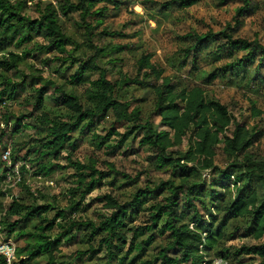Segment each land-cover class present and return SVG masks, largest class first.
I'll list each match as a JSON object with an SVG mask.
<instances>
[{
	"label": "trees",
	"instance_id": "obj_1",
	"mask_svg": "<svg viewBox=\"0 0 264 264\" xmlns=\"http://www.w3.org/2000/svg\"><path fill=\"white\" fill-rule=\"evenodd\" d=\"M27 1L0 0V53L10 45L24 49L35 37L46 41L45 45L40 44L37 47L45 52L54 50L65 54L69 51V46L75 45L81 56H72L69 66L66 67L68 69L75 63L77 65L75 73L69 76V81L76 84L86 77L88 86L85 90V102L81 101V96L75 89L54 87L52 95L56 104L64 105L76 114L75 121L58 120L47 112L40 111L45 104L49 87H52V82L48 80L35 89V111L40 112L16 119V132L28 127L23 120L29 116L34 119L37 130L46 132L39 139L41 145L34 151L38 154L35 158L39 160L37 165L31 166V162L26 161L30 168H21L22 180L18 185L21 184L26 189V195L14 198L8 206L0 197V232L10 238L12 233L19 230L17 226L20 224L39 220V224L34 226V231H19L16 233L17 237L29 236L34 239V246L29 249V257L26 258L28 261L39 255L52 253L49 233L55 225H61L57 220L64 213L59 212L54 218H48V212L54 208L51 202H24L25 199L22 198L29 196L37 199L35 196L45 195L41 194V189L28 186L23 174L35 168V176L47 177L49 173L44 172L52 167V162L43 159V156L59 159L61 153L68 149L67 158L79 169L75 182L78 188L87 183V192L95 189L98 181L106 174L95 166L72 160L71 154L78 149V142L73 138V133L80 123L82 132L86 129L93 131L97 122L111 112L126 128L123 134L115 132L121 138L114 147H121L130 139H134L137 133H141L140 143L154 150L156 168L171 170L177 181L171 178L152 187H138L132 198L127 201L106 194L105 205L112 212L102 216L103 219L99 223H86L89 241L101 235L99 248L95 249L91 245L92 251L96 253L106 250L111 261L129 244L125 255L120 256V261L125 264L130 260L129 263L133 264L139 253L153 244L158 234L168 235L170 241L142 264H204L206 261L213 262L216 258H223L228 264H264V160L251 164L245 156L262 132L238 121L229 107L220 100L208 99L205 88L200 83L188 82L183 86L176 84L173 77L165 75L164 68L152 61V55L149 53H143L137 60L135 77L121 75L114 81L109 79L107 70L98 62L99 59L110 52H121L126 48L123 45L100 48L93 44V37L109 35L106 30H97L103 24L104 12L109 3L120 6L122 2L119 0H58L57 4L51 1L39 10L37 17L23 12ZM178 1L180 7L187 8L200 0ZM220 1L228 3L233 0ZM244 2L245 6L238 9L237 15H242L247 9L253 11L250 0ZM100 4L102 6H99ZM72 12H79L85 31L86 40L80 43L75 42L66 29V22ZM60 14L66 19H60ZM237 20L239 25L241 20ZM236 30L237 28L228 25L219 32L210 30L204 34L197 31L188 33L184 36L189 40V45L184 49V64L192 63V68H196L202 48L213 41L223 40L217 47L219 56L227 50L246 52L242 58L223 68V74L233 72L239 67L255 66L258 77L259 73L264 71V45L243 37L236 38ZM85 48L93 49L94 53L86 55ZM28 55L30 53L26 50L21 53L10 50L0 57V84L4 81L6 84L12 83L13 88H16V82L8 73L17 75L21 63ZM69 56L70 54L64 56L65 59H57L64 62ZM44 62L47 64L49 59ZM94 73H97V78L90 77ZM215 77V73H211L206 76L205 82H212ZM41 79L44 78L40 77L39 80ZM261 80L264 82V76ZM130 83H138L147 89V92H153V113L159 118L158 123L142 117L141 106L130 110V103L118 98L117 92L125 90ZM6 91L5 88L0 91V102L4 101ZM14 92L8 94L10 98ZM261 113L259 109L254 108V114ZM92 135L96 136L100 143L106 142L108 138L95 132ZM185 141L188 146L184 150L182 146ZM4 148H7V145ZM218 150L227 162L226 167L221 170H218L216 164ZM15 156L16 151L12 150L13 160L17 162L20 158ZM0 159L3 167L1 182L5 181L9 168L3 162L2 155ZM86 167L90 168V172L84 170ZM208 173L214 175L209 183L206 180ZM215 174L218 176L215 177ZM232 188V193L226 194V191ZM75 191L72 189V193L75 194ZM3 195L4 191L0 190V196ZM149 204L156 211H153L144 223H136V217L143 215L150 207ZM79 205L80 201L77 207ZM68 234V230L63 233ZM245 237L256 239L258 243L242 244L239 248L232 246V249L225 246L227 241ZM19 252L17 247V258ZM256 260H259V263L254 262ZM0 264H6L1 254ZM17 264H26V260L18 258Z\"/></svg>",
	"mask_w": 264,
	"mask_h": 264
},
{
	"label": "rangeland",
	"instance_id": "obj_2",
	"mask_svg": "<svg viewBox=\"0 0 264 264\" xmlns=\"http://www.w3.org/2000/svg\"><path fill=\"white\" fill-rule=\"evenodd\" d=\"M51 1L57 4L58 0H28L23 12L31 17H37L39 10ZM71 1L77 2L78 0ZM119 2H122L120 6L112 2L109 3L104 12L103 24L97 30V32L106 30L109 35H94L93 37V44L100 48L116 45H123L126 48L121 52H110L99 59L98 62L107 70L108 78L114 81L121 75L135 77L137 60L143 53L151 54L152 61L164 68L165 75L173 77L176 84L183 86L188 82L200 83L205 88L208 99L220 100L229 107L238 121L262 132L245 156L251 164L263 161L264 82L261 79L264 76V71L257 77L255 66H246L223 74V68L246 54L245 51L227 50L219 56L218 52L220 51L217 47L223 40L213 41L202 48L196 68H192V63L184 64L183 54L184 49L189 45V40L184 38L188 33L197 31L204 34L210 30L219 32L228 25L237 28L236 38L243 37L264 45V0H250L253 11L247 9L242 14L243 16L237 15V12L239 8L245 6L244 0H233L228 3H221L220 0H200L187 8L180 7L178 0V3L175 0H119ZM69 18V21L66 22L68 34L75 42L80 43L86 40L79 12H72ZM60 19L65 20L66 18L60 14ZM237 19L241 20L239 25ZM40 44L45 45L46 41L41 37H35L31 43L25 45L24 49L10 45L0 53V57L10 50L17 53L26 50L30 53L21 63L17 75L8 73L11 79L16 82V88H13L12 83L6 84L3 81L0 84V91L4 88L7 90L4 101L0 102V136H2L0 137V158L6 149L4 147L11 145L12 150L16 151L15 157L20 158L17 160L18 165L26 161L31 162L30 165H37L39 160L35 158L38 157V154L34 151L41 145L39 139L45 135L46 131L37 130L34 119L32 120L29 116L23 120L25 124H28V127H23L20 132H16L14 127L16 119L26 114L44 111L58 120L75 121L76 114H73L64 105L56 104L52 95L54 87L63 86L67 90L75 89L81 96V101L85 102V90L88 86L86 77L76 84H71L69 81V76L75 73L77 65L75 63L71 68L66 69V67L69 66L72 56H81L80 51L75 49V45L69 46V51L61 54L54 50L45 52L37 49ZM85 50L86 55L94 53L93 49L85 48ZM69 54L70 56L64 62L57 59H65ZM46 59H49L47 64L44 62ZM211 73H215L216 77L212 82L206 83L205 78ZM40 77L44 79L39 80ZM90 77L97 78L98 75L94 73ZM45 80L51 81L52 87H49L44 106L40 111H35L37 96L35 89ZM13 91L15 92L10 98L8 94ZM117 96L120 100L130 103V110L141 106L143 108L142 117L149 118L155 123L159 122V118L153 113L152 91L147 92V89L138 83H130L125 90L117 92ZM254 108L259 109L262 113L254 114ZM81 127L82 123L73 133V138H76L78 142V149L71 154L72 160L87 166H95L97 170L106 175L98 181L96 188L89 192L86 191L87 183L78 188L75 182L79 169L67 158L68 149L61 153L59 159L43 156V159L46 158L47 161L52 162V167L44 172V174L49 173L47 177L35 176L33 167L31 172L23 174L28 186L41 189V194L45 195L43 197L35 196L37 199L29 196L22 198L25 199L24 202L27 204L51 202L54 208L48 212V218H54L59 212L64 213L57 220V222H61V225H55L49 233L52 241V253L39 255L29 261L26 258L29 257V249L34 246V239L29 236L17 237L16 233L34 231V226L39 224V220H31L27 224L17 226L19 230L12 233V237L9 239L12 238L11 240L16 243L20 249L18 258L25 259L26 264H122L120 256L125 255L129 244L123 251H119L118 257L110 261L106 250L96 253L92 251L91 245L95 249L99 248L101 235H97L92 241H89V230L86 229V223L88 221L99 223L103 219L102 216L112 212L105 205L104 196L106 194H112L121 201H127L132 198L138 187H152L162 180L171 178L177 181V178L172 176L171 170L156 168L153 158L154 150L140 143L141 133H137L135 138L131 137L134 139H130L121 147H114L121 138L115 132L123 134L126 128L124 124L115 119L111 112L97 122L93 131L86 129L82 132ZM93 132L101 136H108L106 142L100 143V140L92 135ZM187 146L185 141L182 149H187ZM226 163L225 157L218 150L216 157L218 170L225 168ZM84 170L90 172L89 167ZM2 172L3 167L1 166L0 174ZM206 175L207 183L211 182L214 175L209 173ZM217 176L218 174H215V177ZM89 180L90 177L87 178V182ZM7 181L6 177L5 181L0 182V190L4 191V195L0 197L6 206L14 198L26 195V189L21 184L12 185ZM72 189L76 190L75 194L72 193ZM232 190L233 188L227 190L226 194L230 195ZM79 201L81 205L77 207ZM149 206L143 215L136 217V223H144L148 220L149 215L156 211L151 204ZM181 211L184 210L181 209ZM1 226L5 228L4 225ZM66 230L69 231V234L63 235ZM3 235L7 237L5 234ZM169 241L168 235L156 234L153 244L142 250L133 264H142L151 257V254H156L164 248ZM255 243H258L256 239L245 237L227 241L225 246L232 249V246L239 248L242 244ZM129 261L125 264H130ZM254 262L259 263V260Z\"/></svg>",
	"mask_w": 264,
	"mask_h": 264
},
{
	"label": "built area",
	"instance_id": "obj_3",
	"mask_svg": "<svg viewBox=\"0 0 264 264\" xmlns=\"http://www.w3.org/2000/svg\"><path fill=\"white\" fill-rule=\"evenodd\" d=\"M2 153L3 162L9 168L7 172V182L16 185L22 180L21 168L23 166H27L28 168L27 162H23L20 165H18L17 162H14L11 145H9ZM11 239L6 238L0 232V254L4 257L6 264H17V245ZM204 264H228V262L223 258H216L213 262L206 261Z\"/></svg>",
	"mask_w": 264,
	"mask_h": 264
},
{
	"label": "clouds",
	"instance_id": "obj_4",
	"mask_svg": "<svg viewBox=\"0 0 264 264\" xmlns=\"http://www.w3.org/2000/svg\"><path fill=\"white\" fill-rule=\"evenodd\" d=\"M8 146H9V145H8ZM8 146H7V147H8Z\"/></svg>",
	"mask_w": 264,
	"mask_h": 264
}]
</instances>
